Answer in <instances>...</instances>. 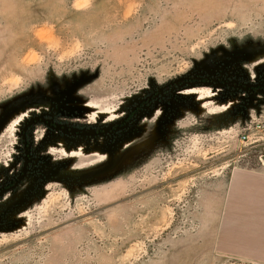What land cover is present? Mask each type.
<instances>
[{
	"label": "rangeland",
	"instance_id": "obj_1",
	"mask_svg": "<svg viewBox=\"0 0 264 264\" xmlns=\"http://www.w3.org/2000/svg\"><path fill=\"white\" fill-rule=\"evenodd\" d=\"M239 72L264 76V0H0V182L36 122L0 264H256L214 241L230 170L264 167V97L185 82L108 128L178 77Z\"/></svg>",
	"mask_w": 264,
	"mask_h": 264
},
{
	"label": "crops",
	"instance_id": "obj_2",
	"mask_svg": "<svg viewBox=\"0 0 264 264\" xmlns=\"http://www.w3.org/2000/svg\"><path fill=\"white\" fill-rule=\"evenodd\" d=\"M216 222L218 256L264 264V167L230 170Z\"/></svg>",
	"mask_w": 264,
	"mask_h": 264
},
{
	"label": "flooded vegetation",
	"instance_id": "obj_3",
	"mask_svg": "<svg viewBox=\"0 0 264 264\" xmlns=\"http://www.w3.org/2000/svg\"><path fill=\"white\" fill-rule=\"evenodd\" d=\"M238 74V73H236ZM235 73L231 75L232 78H225L220 79L218 77L214 76H201V75H193V76H182V80H179L177 82H173L174 80H171L167 84L160 86L155 92L152 94H149L148 96H145L142 98L132 109V111L127 114L125 117H122L120 120H118L117 123L111 124V126H105L103 130L106 129V127L109 128V130L114 131L118 127H123L127 123L132 120L134 117V114H136L140 107H143L144 104H146L148 101L153 100L154 97H161L162 94H164L168 89L176 88L179 84H183L185 82H197V81H203V82H210L212 84H217L220 86H223L225 89L229 90H236L240 91L243 94H251L255 96H262L264 97V93L261 92V90H264V76L262 75L259 80H256L255 75H250L248 77L249 79H243L246 81H241L242 77L240 76V72L238 76ZM236 76L237 78H234ZM179 78V77H178ZM177 79V78H176ZM172 82V83H171ZM45 122L51 127H57L61 132H67L72 135H84V134H90L91 132H99L101 130H97L91 126H80L76 123H69V121H61L57 120L55 118H49V117H43ZM39 122L41 121L40 118H38ZM36 121V120H35ZM34 121V122H35ZM42 122V121H41ZM36 125V122L33 124H27L25 128L21 132V141H22V147H23V159L22 163L18 165L14 170L5 176L4 180L0 182V195L13 190L16 188L30 173L31 168L33 167L34 157L33 156V150L31 145V139H32V132L33 128ZM107 128V129H108ZM92 129V130H91ZM106 129V130H107Z\"/></svg>",
	"mask_w": 264,
	"mask_h": 264
},
{
	"label": "built area",
	"instance_id": "obj_4",
	"mask_svg": "<svg viewBox=\"0 0 264 264\" xmlns=\"http://www.w3.org/2000/svg\"><path fill=\"white\" fill-rule=\"evenodd\" d=\"M256 128L262 135H264V118L259 120L258 124L256 125ZM239 137H240L241 141H245V140H248L249 136H248V134H246L244 132V133L240 134ZM227 258H229V257H227ZM232 260H234V259H232ZM231 263H233V262H231V260H229V261L221 263V264H231Z\"/></svg>",
	"mask_w": 264,
	"mask_h": 264
},
{
	"label": "water",
	"instance_id": "obj_5",
	"mask_svg": "<svg viewBox=\"0 0 264 264\" xmlns=\"http://www.w3.org/2000/svg\"><path fill=\"white\" fill-rule=\"evenodd\" d=\"M179 80H182V77H179V78H177V79H174V81L173 82H177V81H179ZM172 83V82H171ZM261 92H263L264 93V90H261Z\"/></svg>",
	"mask_w": 264,
	"mask_h": 264
}]
</instances>
